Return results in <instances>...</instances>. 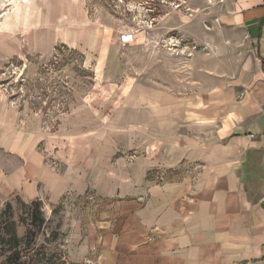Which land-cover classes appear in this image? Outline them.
Masks as SVG:
<instances>
[{
	"label": "crops",
	"instance_id": "0c3cea01",
	"mask_svg": "<svg viewBox=\"0 0 264 264\" xmlns=\"http://www.w3.org/2000/svg\"><path fill=\"white\" fill-rule=\"evenodd\" d=\"M47 1L0 16L7 57L46 60L56 43L94 50L95 40L46 11ZM218 20L232 35L236 72L179 98L167 122L176 126L160 133L165 117L153 113L156 100L136 101L120 131L74 134L66 122L57 135L0 97V208L13 197L54 205L92 193L108 202L69 245L75 262L264 264V0H226ZM104 61L103 54L97 64ZM127 151L137 154L131 162Z\"/></svg>",
	"mask_w": 264,
	"mask_h": 264
},
{
	"label": "rangeland",
	"instance_id": "374dc122",
	"mask_svg": "<svg viewBox=\"0 0 264 264\" xmlns=\"http://www.w3.org/2000/svg\"><path fill=\"white\" fill-rule=\"evenodd\" d=\"M29 1L0 0V16L10 7L15 18L21 3ZM225 1L49 0L46 11L74 20L82 38L95 40L94 50L85 53L56 43L46 60L31 55L19 59L7 57L0 42V97L21 118L57 135L66 122L74 134L120 131L135 116L136 101L145 107L146 100H156L153 113L165 117L158 120L160 133L176 126V120L167 122L176 115L179 98L193 99L236 72L232 35L218 20ZM136 157L127 151L123 158L131 162ZM40 203L44 224L19 244L21 262L95 264L92 259L73 261L68 249L70 244L76 247L87 225L98 222L108 202L88 193L54 205ZM27 204L13 197L0 208V222L14 223L20 238L31 228ZM4 241L0 237V262L10 249Z\"/></svg>",
	"mask_w": 264,
	"mask_h": 264
},
{
	"label": "trees",
	"instance_id": "16d2710c",
	"mask_svg": "<svg viewBox=\"0 0 264 264\" xmlns=\"http://www.w3.org/2000/svg\"><path fill=\"white\" fill-rule=\"evenodd\" d=\"M24 204V203H23ZM28 205V212L30 214V226L31 228L27 230L25 237L20 238L16 234L14 223H5L2 224L0 222V237H2V240L4 241L8 246H10V249L7 251L8 255L4 258L3 261L0 262V264H24L21 262V254L17 253L19 244L29 238L35 236L36 233L41 229L42 225L44 224V217L42 215L41 211V203L39 201H32ZM24 206H26L24 204ZM10 206L7 205V208Z\"/></svg>",
	"mask_w": 264,
	"mask_h": 264
},
{
	"label": "built area",
	"instance_id": "2783aa9c",
	"mask_svg": "<svg viewBox=\"0 0 264 264\" xmlns=\"http://www.w3.org/2000/svg\"><path fill=\"white\" fill-rule=\"evenodd\" d=\"M240 95H243V94H240ZM156 179L159 181V182H162L164 181V176L162 174H159L157 175Z\"/></svg>",
	"mask_w": 264,
	"mask_h": 264
}]
</instances>
